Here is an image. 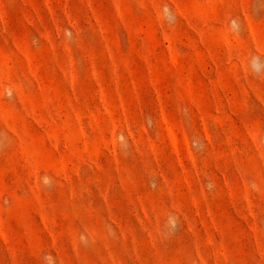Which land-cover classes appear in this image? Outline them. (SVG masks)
<instances>
[{"label":"rangeland","instance_id":"obj_1","mask_svg":"<svg viewBox=\"0 0 264 264\" xmlns=\"http://www.w3.org/2000/svg\"><path fill=\"white\" fill-rule=\"evenodd\" d=\"M0 264H264V0H0Z\"/></svg>","mask_w":264,"mask_h":264}]
</instances>
